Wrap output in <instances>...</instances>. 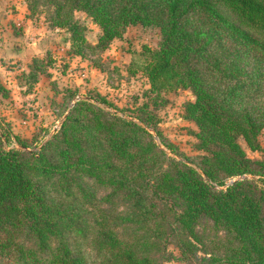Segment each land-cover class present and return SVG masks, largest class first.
Returning <instances> with one entry per match:
<instances>
[{
    "label": "trees",
    "instance_id": "16d2710c",
    "mask_svg": "<svg viewBox=\"0 0 264 264\" xmlns=\"http://www.w3.org/2000/svg\"><path fill=\"white\" fill-rule=\"evenodd\" d=\"M27 5L68 31L72 54L100 52L137 23L160 40L134 51L149 87L130 113L99 91L78 94L35 146L0 117V264H264V157L240 141L260 150L264 138V0ZM76 10L100 27L95 43ZM49 65L34 57L28 86ZM178 88L193 93L183 109L196 154L159 127Z\"/></svg>",
    "mask_w": 264,
    "mask_h": 264
},
{
    "label": "rangeland",
    "instance_id": "374dc122",
    "mask_svg": "<svg viewBox=\"0 0 264 264\" xmlns=\"http://www.w3.org/2000/svg\"><path fill=\"white\" fill-rule=\"evenodd\" d=\"M43 7L31 12L27 0H0V117L33 146L59 127L68 111L66 105L69 108L78 94L99 91L122 107V112L130 113L136 103L145 99L143 93L149 87L147 77L133 61L134 51L143 44L154 47L160 40L158 27L137 23L127 26L121 37L100 52L72 54L68 31L53 26L40 11ZM74 14L86 25L87 39L95 43L100 27L84 11L76 10ZM34 57L48 60L50 65L48 72L40 73L37 81L28 86L30 79L27 82L23 75ZM67 88L76 92L70 100L63 97ZM164 96L166 103L158 110L159 127L178 149L186 154L198 153L192 133L195 125L185 117L183 109L184 101L193 98L192 91L178 88ZM240 141L249 156L264 157V138L260 150H251L242 138ZM169 248L179 253L175 245ZM166 263L194 264L181 259Z\"/></svg>",
    "mask_w": 264,
    "mask_h": 264
},
{
    "label": "water",
    "instance_id": "95a60500",
    "mask_svg": "<svg viewBox=\"0 0 264 264\" xmlns=\"http://www.w3.org/2000/svg\"><path fill=\"white\" fill-rule=\"evenodd\" d=\"M73 104V102H71L70 103V106ZM68 112V111H67ZM67 112L65 113V115L63 116V118L60 120V123L59 124H61V122L63 121V119L65 118V116H66V114H67ZM49 137V136H48ZM48 137H46V139L48 138ZM45 139V140H46ZM19 147H23L24 149H27V150H31V148H28V147H24V146H22V145H18ZM246 176H249V175H240V176H238L237 178H242V177H246ZM236 179V178H235ZM235 179H232V180H230L228 183H230V182H232L233 180H235Z\"/></svg>",
    "mask_w": 264,
    "mask_h": 264
}]
</instances>
